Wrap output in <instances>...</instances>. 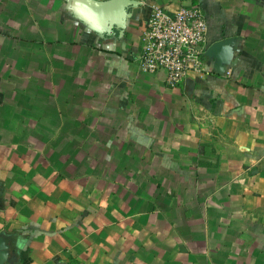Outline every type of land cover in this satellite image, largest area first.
Here are the masks:
<instances>
[{"label": "crops", "instance_id": "obj_1", "mask_svg": "<svg viewBox=\"0 0 264 264\" xmlns=\"http://www.w3.org/2000/svg\"><path fill=\"white\" fill-rule=\"evenodd\" d=\"M145 1L202 6L207 75L142 70L149 6L0 0V264H264V0Z\"/></svg>", "mask_w": 264, "mask_h": 264}, {"label": "built area", "instance_id": "obj_2", "mask_svg": "<svg viewBox=\"0 0 264 264\" xmlns=\"http://www.w3.org/2000/svg\"><path fill=\"white\" fill-rule=\"evenodd\" d=\"M140 2L150 8L138 57L142 70H166L170 87H176L191 74L207 75L204 57L208 23L202 6L181 5L169 10L158 3Z\"/></svg>", "mask_w": 264, "mask_h": 264}, {"label": "water", "instance_id": "obj_3", "mask_svg": "<svg viewBox=\"0 0 264 264\" xmlns=\"http://www.w3.org/2000/svg\"><path fill=\"white\" fill-rule=\"evenodd\" d=\"M85 8L81 13L82 18L88 21L89 25L95 30L101 31L103 27H124L127 17H132L133 12L128 11L127 7L138 8L141 5L140 0H78ZM229 41H221L213 44L207 50L206 54H216L224 46H228ZM3 252H6V248ZM1 253L3 256L6 253Z\"/></svg>", "mask_w": 264, "mask_h": 264}, {"label": "clouds", "instance_id": "obj_4", "mask_svg": "<svg viewBox=\"0 0 264 264\" xmlns=\"http://www.w3.org/2000/svg\"><path fill=\"white\" fill-rule=\"evenodd\" d=\"M29 241L24 238L23 235L18 236L15 241V246L17 250V254L22 251H25L28 247Z\"/></svg>", "mask_w": 264, "mask_h": 264}]
</instances>
